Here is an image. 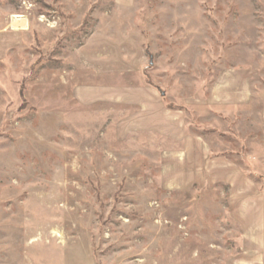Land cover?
<instances>
[{"label":"rangeland","instance_id":"1","mask_svg":"<svg viewBox=\"0 0 264 264\" xmlns=\"http://www.w3.org/2000/svg\"><path fill=\"white\" fill-rule=\"evenodd\" d=\"M230 70L264 92V0H0V264H230L224 193L164 191L133 109L77 96L144 88L190 114Z\"/></svg>","mask_w":264,"mask_h":264},{"label":"crops","instance_id":"2","mask_svg":"<svg viewBox=\"0 0 264 264\" xmlns=\"http://www.w3.org/2000/svg\"><path fill=\"white\" fill-rule=\"evenodd\" d=\"M252 78L247 72H222L206 98L189 101L190 114L166 108L150 89L77 91L82 102L133 109L132 132L163 144L159 162L164 191L224 193L225 210L240 233L239 253L230 264H264V92L253 91ZM209 130L212 134L203 133Z\"/></svg>","mask_w":264,"mask_h":264},{"label":"bare ground","instance_id":"3","mask_svg":"<svg viewBox=\"0 0 264 264\" xmlns=\"http://www.w3.org/2000/svg\"><path fill=\"white\" fill-rule=\"evenodd\" d=\"M10 28L14 31L26 30L27 24L24 17L12 16L10 19Z\"/></svg>","mask_w":264,"mask_h":264}]
</instances>
